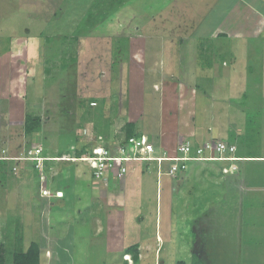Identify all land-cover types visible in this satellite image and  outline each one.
Wrapping results in <instances>:
<instances>
[{
    "label": "rangeland",
    "instance_id": "rangeland-1",
    "mask_svg": "<svg viewBox=\"0 0 264 264\" xmlns=\"http://www.w3.org/2000/svg\"><path fill=\"white\" fill-rule=\"evenodd\" d=\"M253 2L0 0V145L5 140L8 152L23 150L27 114L40 122L27 139L37 135L40 154L61 156L41 160L40 170L30 166L24 178L9 164L21 161L19 156L4 160L9 155L0 147V161L15 173L5 168L0 185L5 264L12 262L16 237L22 249L31 241L39 244L41 264H133L130 255L120 259L112 250L117 236L124 248L140 244L137 264H193L197 253L199 264H264V161L235 156L248 147L264 154V11ZM22 51L11 60V53ZM178 117L183 125H174ZM247 118L253 124L249 133ZM129 119L135 133L153 142V155L170 153L165 145L172 131L178 137L170 145L185 142L218 156L214 147L222 142L234 146L230 155L236 158L188 162L184 180L182 173L157 180L154 163L142 162L137 179L124 174L90 201L88 183L98 181L88 177L86 162L68 157L80 146L91 147L81 135L84 128L117 142L109 133L120 128L123 135ZM237 132L248 139L240 140ZM229 134L238 140L228 144ZM32 144L28 140L25 156ZM168 164L157 168L163 173ZM71 185V191L79 187L74 203L65 194ZM38 194L49 201L41 206ZM57 195L64 197L61 206L52 200ZM130 209L136 214L124 219ZM108 221L130 224L137 235L122 241L126 228L108 233L107 243V233L98 232Z\"/></svg>",
    "mask_w": 264,
    "mask_h": 264
},
{
    "label": "built area",
    "instance_id": "built-area-1",
    "mask_svg": "<svg viewBox=\"0 0 264 264\" xmlns=\"http://www.w3.org/2000/svg\"><path fill=\"white\" fill-rule=\"evenodd\" d=\"M101 136H97V139H94L90 143V148L85 146L87 155L69 158L75 161L86 162L87 166L92 170V175L96 178L104 176V173L108 174L110 171H114L116 178H121L126 173V164L129 162L156 161L157 165L167 162L169 163V167L164 174L174 176L175 173L184 170L187 163L192 160L226 161L234 159L230 155V152L234 150V146H226L222 142H218L214 147L215 153L218 156L204 155L200 147L194 149L185 142L178 144L171 154L163 152L161 155H153L155 150L154 146L146 136H131L126 138V140L120 137L117 139V142H113L114 144L112 146L103 143ZM112 147H115V149H112ZM40 152L41 150L39 148L31 149L28 151V155L20 156L18 160L35 162V168L40 170L39 163L41 160L44 162L55 158L40 156ZM9 158L13 159V157H8V159L6 158L4 160H11Z\"/></svg>",
    "mask_w": 264,
    "mask_h": 264
},
{
    "label": "crops",
    "instance_id": "crops-1",
    "mask_svg": "<svg viewBox=\"0 0 264 264\" xmlns=\"http://www.w3.org/2000/svg\"><path fill=\"white\" fill-rule=\"evenodd\" d=\"M218 38V37H217ZM216 38V39H217ZM39 38L37 37L34 41H37ZM29 40L30 39H27V38H25V39H23V42H29ZM34 44H36V43H34ZM29 45H31V44H29ZM27 46H28V43H27ZM18 55H25V53H24V51H22L21 53H19V54H15V55H13V53H11V56L12 57H10L11 58V60H12V58H14V56H18ZM27 56V55H26ZM23 57V56H22ZM23 58H25V57H23ZM23 60V59H22ZM10 95H11V93H10ZM9 98H12L13 97V95H11V96H8ZM177 96L175 97V104L177 105ZM10 101V100H9ZM91 101H94V100H90V102H89V104L90 103H92ZM120 103V102H119ZM93 104V103H92ZM94 104H95V102H94ZM178 107V106H177ZM177 107L176 108H174V109H177ZM128 109H130V110H133L134 111V109L132 108V107H129ZM7 110H9V114L11 113V111H12V107H11V104H10V108H8ZM10 116V115H9ZM129 117V116H128ZM131 118V117H130ZM131 119H133V118H131ZM131 119H129V121H131ZM11 121V120H10ZM108 121H111L110 119L108 120ZM112 121H114V120H112ZM128 121V122H129ZM174 125H178V126H180V125H183L182 124V122H181V119L178 117V118H175L174 119ZM13 122V121H12ZM22 122V121H21ZM177 122V123H176ZM114 124H116V122H114ZM92 125V124H91ZM109 126V125H108ZM184 126H185V124H184ZM85 129V130H84ZM82 131V134L81 135H85L87 138H86V144H90L94 139H97L96 137L97 136H100V135H102L101 136V138H103L102 140H103V143H105L106 145H108V144H110L111 146L114 144L113 142H114V140H112V141H109L108 140V138H107V136H105L104 135V133L103 132H99L98 134H96V132H95V128L93 129V127H92V129H91V131L89 130V129H86V128H84ZM118 129H120V128H116V129H114L112 132H110L109 134L110 135H112V136H114L115 138H120V136L118 135L119 133H121V131H119ZM108 131H110V129H108ZM137 134H141V135H143V136H146L145 134H143V133H137ZM239 134V132H237V134L236 135H238ZM171 135L174 137L173 139H174V141L176 140V138L178 137V134L175 132H172L171 131ZM172 136L171 137H169L167 140H168V144L169 145H165L166 147H168V151L170 152V153H173V151L175 150V148L172 150V148H170V146H177V144L178 143H174V145L173 144H171L170 145V143H169V141L171 142V139H172ZM34 138H31V139H27V137H25L24 135H22V139H21V141H23V144L22 145H24L23 147V150L21 151V152H19V153H17V152H15V153H10V152H8V149L6 148V147H9V146H7V143H6V141L5 140H2L1 142L5 145L4 147H1V145H0V147L1 148H4V149H7L6 151L8 152L7 154L9 155V157H14V155H17V156H23L24 154L22 153V152H25V149L26 150H28L29 149V147H27L26 146V144H27V142H28V140H31V143H33L31 146V149H34V148H39L40 147V144H39V137L36 135V137L35 136H33ZM227 138H229V135H228V137ZM178 141H179V138H178ZM236 141V140H235ZM25 142V143H24ZM151 142V141H150ZM227 142H229V139H228V141ZM152 144H153V142H151ZM231 144H233V143H231ZM80 146V145H79ZM83 146H86V145H83ZM153 146H154V144H153ZM161 146H163V145H161ZM81 147V146H80ZM87 147V146H86ZM115 149V147H112V149ZM154 148H155V146H154ZM40 149H41V153H42V151H43V149L40 147ZM239 152H241L240 150H239ZM73 155L74 154H71L69 157H68V159L70 158V157H73ZM83 155H87V154H83ZM82 155V156H83ZM241 157L240 158H242V159H249V161H251V160H253V161H264V154H262L261 152H258V154H255V156H247L248 154H246L245 152H241ZM254 155V154H253ZM41 156H43L42 154H41ZM45 157H51V156H47V155H45ZM69 161H74L75 162V160H72V159H69ZM244 161H248V160H244ZM190 162V161H189ZM141 163L142 162H139V163H134V162H129V163H127L126 164V167H127V173H125V178H131V179H133V177H135L136 179H137V177H138V175H140V174H142V173H136L135 171H136V167L137 168H139V170L141 169V167H142V165H141ZM10 165L12 164L13 166L16 164V166H18V168H19V170H18V174H19V176L20 177H24V178H26L27 176H26V174H29V172L28 171H30V169H28L30 166H32V164H31V162L30 161H27V160H21V161H13L12 163H9ZM86 164V163H85ZM2 167H0V185H2L3 183L1 182V180L2 179H4V176H7L6 174V172H5V168H7L8 169V174H10V175H12V174H15V173H13L11 170H10V167L9 166H7L6 164H0ZM87 165V164H86ZM158 166V165H157ZM167 166V168L169 167V164L168 165H166ZM46 166H44V168H45ZM89 168V167H88ZM165 166H164V172H166L168 169H167ZM186 168V167H185ZM28 169V170H27ZM89 170V169H88ZM142 171V170H141ZM34 172H36V171H34ZM38 172H39V170H38ZM73 172H75V173H77L76 172V169L75 170H72V175H74V178H73V181L75 182L76 181V179H77V177H76V175H75V173H73ZM164 172L162 173V172H160V170H158V168H157V170H156V176H157V180H158V177L159 176H162V174H164ZM184 172H185V169L184 170H182V171H179V172H177V173H175V178H178V177H176L178 174H180V173H182V180H184L183 178H184V176H186L187 177V175H186V173L184 174ZM45 172H43V174H44ZM89 174H88V177H91L93 180H96V181H98V183H95V184H93V182H91L90 183V185H89V183H88V187H87V191L91 194V199H90V201H94L95 200V198H92V196H98V194H100V193H104L105 192V188H104V186L105 185H107V187H109L110 186V189H112V187L114 186V185H116V183L118 182V181H120V180H117L116 179V177H115V173H114V171H110L108 174H106V173H104V174H106V175H104V176H102V177H99V178H93L91 175H92V172H91V169H90V171L88 172ZM36 174H37V172H36ZM184 174V175H183ZM165 176H169V175H166V174H164ZM9 176V175H8ZM13 176V175H12ZM13 177H15V176H13ZM87 177V178H88ZM170 177V176H169ZM185 177V178H186ZM83 178L86 180L87 178H86V176H83ZM122 178V177H121ZM171 178L173 179L174 178V176L172 177L171 176ZM181 178V177H180ZM99 180L101 181V182H99ZM122 180V179H121ZM156 180V183L158 182ZM136 181V180H135ZM25 183H27V182H25ZM92 184V185H91ZM96 184H98L97 186H96ZM137 184V183H136ZM79 185V184H78ZM29 186H31V184L29 183ZM80 187H81V185H79ZM71 187H73L72 185L70 186V187H67V191L65 192V194H66V196L69 198L70 197V201L72 200V203H74L75 201V198H76V194L78 193V192H76V190L77 191H79V187L76 189L75 188V190L74 191H71ZM115 187V186H114ZM113 187V188H114ZM138 187H139V184H138ZM173 188V191H175V187H172ZM60 189L61 188H59V187H56V189H55V192H58V191H60ZM97 190H99V191H101V192H99V193H97ZM114 191H112L113 192V197L115 198V199H117L118 198V193H116V189H113ZM179 191H180V193L181 192H183V189H179ZM87 192V193H88ZM88 193V194H89ZM95 193L97 194V195H95ZM182 196V195H181ZM38 197L39 198H43V199H41V200H43L42 201V204H41V206H43V203H45V201H49V195L48 196H43V195H39L38 194ZM21 198L22 197H20L19 199H20V201H19V203H23V202H21ZM35 197H33V198H31V200L32 199H34ZM64 198V197H63ZM63 198H59V199H57V198H55V199H52V200H57V201H61V204H60V206L61 205H63L62 204V202H64V199ZM89 198L90 197H88V200H89ZM112 198V197H111ZM77 199H79V197L77 198ZM29 200V199H28ZM96 200H98V199H96ZM119 200V199H118ZM85 201H86V199H85ZM89 201V202H90ZM101 201V200H100ZM40 203H41V201H39ZM95 202H99V201H95ZM130 202L136 207V210H134L135 212H137V201H136V199H135V197H131L130 198ZM27 203H28V201H27ZM32 203L34 204V203H36V201H34V200H32ZM51 204H50V206L51 207H53L52 206V202H50ZM99 203H101V202H99ZM26 204V203H25ZM58 204H59V202H58ZM88 203H86V205H87ZM92 205H93V207H92ZM95 204H92V203H90L89 204V206H91V208H90V210H92V208L93 209H95V206H94ZM59 206V205H58ZM88 206V205H87ZM124 206V205H123ZM133 209V208H132ZM132 209H130V212L132 211ZM134 211H132L131 213H128L129 214V216L127 215V218H124V219H128V218H130V214H136V213H134ZM117 213H118V209L116 210V213H114V218L116 217L115 216V214L117 215ZM87 214V213H86ZM85 214V215H86ZM118 216H120V214H118ZM117 216V217H118ZM132 216V215H131ZM99 218H102L103 219V216H102V214H100L99 215ZM117 219V218H116ZM121 219V218H120ZM79 221H80V218L78 219ZM105 220V219H104ZM114 220V219H113ZM138 217H136L135 219H134V222H135V224H139V222H138ZM108 224H106L105 226H104V228L103 229H101L99 232H98V234H101L100 232H103V230H104V237H105V235H106V233H107V235H106V237L105 238H107L106 240V242L107 243H109V238H108V233H115L116 234V232H119V230L121 231V233H123L124 232V230L130 225V224H126V226L123 224L122 226L121 225H119L118 223L115 225V223L114 222H112V221H108L107 222ZM134 226V225H133ZM132 225L130 226V228L128 229V233H127V235L124 237L123 235L121 236L123 239H122V241L123 240H125L126 242H127V239L129 238V240H131V238H133V236L134 235H137V233L135 232V230H134V228L132 227ZM107 228H109V229H107ZM126 229V230H127ZM69 231V230H68ZM137 232H138V229H137ZM112 236H114V235H111V238H112ZM129 236V237H128ZM159 239V236L158 235H156V239ZM114 239H116V244H115V247H113L112 248V250L113 251H115L114 253H118L119 255H120V259H121V256H123L124 254H123V252H122V249H124V247L122 246V242H121V240H120V237H116V238H114ZM119 239V240H118ZM118 243V244H117ZM116 246H117V248H116ZM122 246V247H121ZM41 249V248H40ZM121 251V252H118V251ZM123 254V255H122ZM126 259L127 258H129V257H125ZM121 261H122V264H123V260L121 259ZM130 264H132V263H130Z\"/></svg>",
    "mask_w": 264,
    "mask_h": 264
},
{
    "label": "trees",
    "instance_id": "trees-1",
    "mask_svg": "<svg viewBox=\"0 0 264 264\" xmlns=\"http://www.w3.org/2000/svg\"><path fill=\"white\" fill-rule=\"evenodd\" d=\"M122 1H124V0H122ZM248 1H250V0H248ZM254 1L255 2H253L252 4H254V3H256V4L253 5V7H255L256 9L259 7L257 10H259L260 12L264 11V10L260 9V5H263L261 3V1L260 0H254ZM119 3H121V2H118V4ZM247 7H249V5H247ZM224 14L225 13L223 12V15ZM221 19L222 18H220L219 21ZM218 23H216V24H218ZM221 35H223V34L219 33L218 37H220ZM91 102L94 103V101H91ZM246 120H247L246 132L249 133L250 129L253 128V124H252V122L250 121L249 118H247ZM22 127H23L24 135L28 136V135L34 134L35 132H37L39 130L40 122H39L37 117L31 118V117L27 116V114H26L24 116ZM255 129H256V127H255ZM255 134H256V138L255 139L257 140V137L259 135V130L258 129L255 131ZM120 135H121L120 137H122V139L125 138V140H126V138L131 137V136H133V137H140L141 136V134L139 135V134L135 133V131L133 129V122L132 121H129V122H127L125 124L124 134L122 135V133H121ZM239 137H242L240 140H244V139H248L249 135L246 136V135H243V134L242 135L239 134L238 138ZM238 138H237V140H238ZM235 140H236L235 136L233 134H229V142H228V144L233 143ZM197 148H198V146H197ZM236 151H237V149H236ZM84 153H85V146H81L78 149H76V151L74 152L73 157H81ZM240 154H241V152H239V150H238L235 156L236 157H241ZM246 154H248L247 156H255V154H258V153L253 152L252 149H250L248 147V151L246 152ZM51 157H55L56 158V157H61V156L57 155V156H51ZM48 161H50V160H48ZM30 162L32 163V167L35 168V166H34L35 162H32V161H30ZM143 162H153L154 165H155V171L157 170V162L156 161H143ZM226 162H229V161H223V163H226ZM0 163L1 164H5V161H0ZM44 163H45V161H44ZM15 167H17V170H19L18 166H15ZM35 169H37V168H35ZM91 176L94 178L93 175H91ZM0 238L3 239V240H0V264H5V260H6L5 252H6V240H7L6 239V233L4 235H2V237L0 236ZM16 239L18 241L15 243L16 247H15L13 253H12V262H11V264H41V256H40L39 244L37 242H35V241H31L30 244L25 249H22L20 247V245H19L20 238L16 237ZM139 247H140V244L133 243L131 245H126V247L122 251L124 254H129L131 256L133 264H137V262L140 260V257H139L140 251L138 249ZM196 255H197V257H196ZM196 255H194L195 259L192 260L193 264H199L200 263V260L198 259V256H200V254L197 253ZM151 258H153V261H154V253L151 254ZM144 259L147 260V258H144ZM123 264H127V262L124 261Z\"/></svg>",
    "mask_w": 264,
    "mask_h": 264
},
{
    "label": "clouds",
    "instance_id": "clouds-1",
    "mask_svg": "<svg viewBox=\"0 0 264 264\" xmlns=\"http://www.w3.org/2000/svg\"><path fill=\"white\" fill-rule=\"evenodd\" d=\"M84 154H86V151H85V153ZM236 157H234V159H235ZM233 160V159H232ZM192 161H194V160H192ZM226 161H229V160H226ZM191 162V161H190ZM48 196V195H47ZM57 197L59 198L60 196L59 195H57ZM62 197V196H61ZM124 255H129V254H124ZM123 258H125V256L123 257ZM126 259V258H125ZM128 260V259H127Z\"/></svg>",
    "mask_w": 264,
    "mask_h": 264
},
{
    "label": "bare ground",
    "instance_id": "bare-ground-1",
    "mask_svg": "<svg viewBox=\"0 0 264 264\" xmlns=\"http://www.w3.org/2000/svg\"><path fill=\"white\" fill-rule=\"evenodd\" d=\"M66 160H68L67 158H65Z\"/></svg>",
    "mask_w": 264,
    "mask_h": 264
}]
</instances>
